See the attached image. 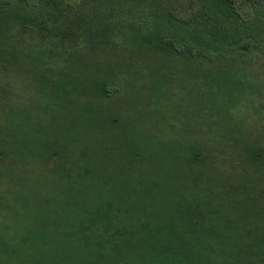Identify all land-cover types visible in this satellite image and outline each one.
<instances>
[{
	"label": "trees",
	"instance_id": "1",
	"mask_svg": "<svg viewBox=\"0 0 264 264\" xmlns=\"http://www.w3.org/2000/svg\"><path fill=\"white\" fill-rule=\"evenodd\" d=\"M0 264H264V0H0Z\"/></svg>",
	"mask_w": 264,
	"mask_h": 264
}]
</instances>
